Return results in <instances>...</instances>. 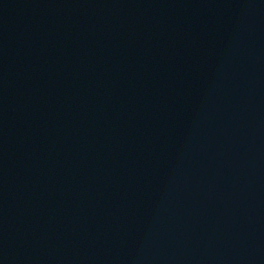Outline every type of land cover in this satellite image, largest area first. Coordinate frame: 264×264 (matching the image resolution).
Returning a JSON list of instances; mask_svg holds the SVG:
<instances>
[{"label": "water", "instance_id": "water-1", "mask_svg": "<svg viewBox=\"0 0 264 264\" xmlns=\"http://www.w3.org/2000/svg\"><path fill=\"white\" fill-rule=\"evenodd\" d=\"M0 264H264V0H0Z\"/></svg>", "mask_w": 264, "mask_h": 264}]
</instances>
